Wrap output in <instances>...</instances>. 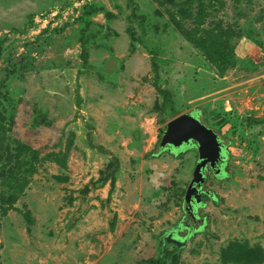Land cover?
Here are the masks:
<instances>
[{"label":"rangeland","instance_id":"rangeland-1","mask_svg":"<svg viewBox=\"0 0 264 264\" xmlns=\"http://www.w3.org/2000/svg\"><path fill=\"white\" fill-rule=\"evenodd\" d=\"M189 112L227 150L194 213L197 146H160ZM162 250L264 264V0H0V264Z\"/></svg>","mask_w":264,"mask_h":264},{"label":"water","instance_id":"water-1","mask_svg":"<svg viewBox=\"0 0 264 264\" xmlns=\"http://www.w3.org/2000/svg\"><path fill=\"white\" fill-rule=\"evenodd\" d=\"M192 142L198 149V162L189 183L185 203L189 212L195 205L201 204V187L206 182V170L224 168L225 159L223 151L226 147L217 131L206 125L192 113H183L173 118L163 130L160 143L161 148L180 147ZM227 151V150H226ZM223 165V166H222ZM194 199V201H193Z\"/></svg>","mask_w":264,"mask_h":264},{"label":"trees","instance_id":"trees-1","mask_svg":"<svg viewBox=\"0 0 264 264\" xmlns=\"http://www.w3.org/2000/svg\"><path fill=\"white\" fill-rule=\"evenodd\" d=\"M182 32L185 34V36L189 39V40H191L193 43H195L196 45H198L200 48H206L208 51H210V54L212 55V56H214L215 54H221L220 56L222 57L224 54H225V50L223 49V50H221V49H212L211 50V48L210 47H208L207 45H206V42L205 41H203L202 39H200L196 34H194V33H192L191 31H188V30H182ZM223 52V53H218V52ZM225 57V56H224ZM229 60H231L230 58H229ZM216 61V60H215ZM217 63H218V61H216ZM220 62H221V64H223L222 63V59L220 60ZM228 64H230V66H232V62L230 61V63H228ZM225 65L226 64H223V66H222V68H225ZM163 92H165L164 90H163ZM180 228V227H179ZM177 229H174L173 231H176ZM168 233V232H167ZM166 234V233H165ZM165 234H164V236H165ZM164 257H165V255H164V253H163V250H162V252H161V254L156 258V259H152L150 262H149V264H163V262H164Z\"/></svg>","mask_w":264,"mask_h":264},{"label":"flooded vegetation","instance_id":"flooded-vegetation-1","mask_svg":"<svg viewBox=\"0 0 264 264\" xmlns=\"http://www.w3.org/2000/svg\"><path fill=\"white\" fill-rule=\"evenodd\" d=\"M223 166V165H222ZM208 169H212V168H208ZM223 168H219V170H222ZM213 171H218V169H212ZM207 171V170H206ZM201 187H203V190L200 192L201 193V197L203 196V193H205V189H204V184L201 186ZM193 201H194V199H193ZM201 204H202V201H201ZM200 205V204H199ZM199 205H195L194 206V209L193 210H191L193 213H194V211L196 210V208L199 206ZM187 208V207H186ZM196 218V217H195ZM193 225H194V223H195V221H193V222H191ZM180 227V226H179Z\"/></svg>","mask_w":264,"mask_h":264}]
</instances>
